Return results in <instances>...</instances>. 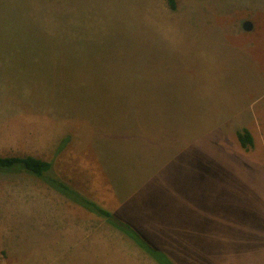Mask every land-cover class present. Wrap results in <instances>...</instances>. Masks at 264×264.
<instances>
[{
	"label": "rangeland",
	"instance_id": "rangeland-1",
	"mask_svg": "<svg viewBox=\"0 0 264 264\" xmlns=\"http://www.w3.org/2000/svg\"><path fill=\"white\" fill-rule=\"evenodd\" d=\"M258 124L264 0H0V156L173 264H264V152L236 138ZM64 193L0 172V264H157Z\"/></svg>",
	"mask_w": 264,
	"mask_h": 264
},
{
	"label": "trees",
	"instance_id": "trees-1",
	"mask_svg": "<svg viewBox=\"0 0 264 264\" xmlns=\"http://www.w3.org/2000/svg\"><path fill=\"white\" fill-rule=\"evenodd\" d=\"M165 4L170 11H175L177 8V0H165ZM237 141L240 147L244 150H249L253 148L254 141L253 137L247 129H242L236 133ZM16 169H22L38 178L48 181L50 186L59 188L69 200L76 203L87 211L106 219L107 223L110 224L114 229L119 232L126 234L129 239L137 245L139 248L143 249L145 253L152 258L157 264H173V262L160 250H158L153 244H151L142 234H140L135 228L130 224L117 219L112 213L101 208L96 203L88 200L87 198L75 197V193L66 184L62 182H57L59 180L49 176L51 170V163L34 158L32 156L26 157H1L0 156V172L12 171ZM74 197H73V196ZM77 195V194H76Z\"/></svg>",
	"mask_w": 264,
	"mask_h": 264
},
{
	"label": "crops",
	"instance_id": "crops-1",
	"mask_svg": "<svg viewBox=\"0 0 264 264\" xmlns=\"http://www.w3.org/2000/svg\"><path fill=\"white\" fill-rule=\"evenodd\" d=\"M259 127H262V126H260L259 124L258 125H256L254 128H252L251 127V129L250 130H248L249 132H250V134L252 135V137H253V141H254V146H253V148H251V149H249L250 150V152L252 153V154H254V149H255V147H256V134H257V136H258V141L260 142V144L262 145V150H263V152H264V125H263V127L262 128H260V129H258ZM246 129V128H245ZM239 149L240 150H243V151H246V150H244V149H242V148H240L239 147ZM249 150H247V152L249 151ZM256 151V150H255Z\"/></svg>",
	"mask_w": 264,
	"mask_h": 264
},
{
	"label": "water",
	"instance_id": "water-1",
	"mask_svg": "<svg viewBox=\"0 0 264 264\" xmlns=\"http://www.w3.org/2000/svg\"><path fill=\"white\" fill-rule=\"evenodd\" d=\"M252 29V24L250 22H244L243 23V30L246 32L251 31Z\"/></svg>",
	"mask_w": 264,
	"mask_h": 264
}]
</instances>
